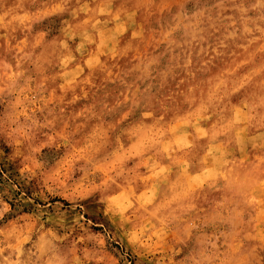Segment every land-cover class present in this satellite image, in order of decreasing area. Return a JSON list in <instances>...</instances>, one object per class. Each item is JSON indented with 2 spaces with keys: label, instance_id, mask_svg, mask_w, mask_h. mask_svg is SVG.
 <instances>
[{
  "label": "rangeland",
  "instance_id": "1",
  "mask_svg": "<svg viewBox=\"0 0 264 264\" xmlns=\"http://www.w3.org/2000/svg\"><path fill=\"white\" fill-rule=\"evenodd\" d=\"M0 264H264V0H0Z\"/></svg>",
  "mask_w": 264,
  "mask_h": 264
},
{
  "label": "bare ground",
  "instance_id": "2",
  "mask_svg": "<svg viewBox=\"0 0 264 264\" xmlns=\"http://www.w3.org/2000/svg\"><path fill=\"white\" fill-rule=\"evenodd\" d=\"M242 25V24H241ZM216 86V85H215ZM205 131V130H204ZM244 147V146H243ZM196 158V157H195ZM206 161V160H205ZM216 163V162H215Z\"/></svg>",
  "mask_w": 264,
  "mask_h": 264
}]
</instances>
